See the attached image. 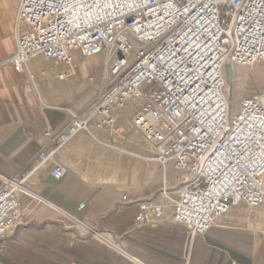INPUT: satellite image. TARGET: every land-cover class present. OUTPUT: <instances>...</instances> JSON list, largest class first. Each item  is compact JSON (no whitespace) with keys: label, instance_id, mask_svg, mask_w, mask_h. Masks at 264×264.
I'll use <instances>...</instances> for the list:
<instances>
[{"label":"built area","instance_id":"1","mask_svg":"<svg viewBox=\"0 0 264 264\" xmlns=\"http://www.w3.org/2000/svg\"><path fill=\"white\" fill-rule=\"evenodd\" d=\"M14 32L16 53L0 65L18 73L37 55L106 58L111 82L89 113L67 109L70 123L46 132L50 154L93 119L119 133L115 110L143 100L133 127L162 164L181 171L177 187L162 190L173 221L204 235L238 204L264 212V90L236 109L225 93L227 66L264 64V0H20ZM65 171L57 164L51 173L60 179ZM23 189L16 179L0 188V239L20 223ZM138 207L139 223L162 217L152 199Z\"/></svg>","mask_w":264,"mask_h":264},{"label":"crops","instance_id":"2","mask_svg":"<svg viewBox=\"0 0 264 264\" xmlns=\"http://www.w3.org/2000/svg\"><path fill=\"white\" fill-rule=\"evenodd\" d=\"M19 3L0 0V62L16 53ZM71 56L69 63L34 56L23 73L0 65V188L14 179L24 187L20 223L0 239V264H264L259 209L238 204L204 235L173 221L162 190L175 189L181 171L162 164L134 129L143 100L115 110L119 133L93 119L50 154L54 140L46 132L70 123L67 109L89 113L111 82L104 53ZM57 164L66 170L60 179L51 173ZM147 199L163 214L142 224L138 204Z\"/></svg>","mask_w":264,"mask_h":264},{"label":"rangeland","instance_id":"3","mask_svg":"<svg viewBox=\"0 0 264 264\" xmlns=\"http://www.w3.org/2000/svg\"><path fill=\"white\" fill-rule=\"evenodd\" d=\"M233 67L242 70L246 77L241 80L239 92L236 94L234 93L232 80L228 78V74L226 72V96L228 98V101H230L235 106H238L240 100L244 96H248L264 90V64L258 63L251 66ZM237 106L234 109H236Z\"/></svg>","mask_w":264,"mask_h":264},{"label":"bare ground","instance_id":"4","mask_svg":"<svg viewBox=\"0 0 264 264\" xmlns=\"http://www.w3.org/2000/svg\"><path fill=\"white\" fill-rule=\"evenodd\" d=\"M233 66H235V65H229V67L227 69V74H228V78H230L232 80L234 93L237 94L239 92V87H240L241 80L245 77V74L243 73L242 70L237 69V68H235ZM238 67H244V66H238ZM229 103H230L232 109H234L237 106V105L235 106L234 104H232L230 101H229Z\"/></svg>","mask_w":264,"mask_h":264},{"label":"water","instance_id":"5","mask_svg":"<svg viewBox=\"0 0 264 264\" xmlns=\"http://www.w3.org/2000/svg\"><path fill=\"white\" fill-rule=\"evenodd\" d=\"M229 66H227V69H228Z\"/></svg>","mask_w":264,"mask_h":264}]
</instances>
